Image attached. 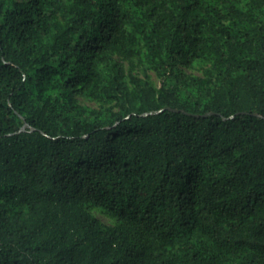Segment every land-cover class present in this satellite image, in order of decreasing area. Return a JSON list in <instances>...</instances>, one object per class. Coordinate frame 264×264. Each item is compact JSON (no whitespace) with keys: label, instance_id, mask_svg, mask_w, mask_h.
Returning <instances> with one entry per match:
<instances>
[{"label":"trees","instance_id":"1","mask_svg":"<svg viewBox=\"0 0 264 264\" xmlns=\"http://www.w3.org/2000/svg\"><path fill=\"white\" fill-rule=\"evenodd\" d=\"M0 264H264V0H0Z\"/></svg>","mask_w":264,"mask_h":264},{"label":"rangeland","instance_id":"2","mask_svg":"<svg viewBox=\"0 0 264 264\" xmlns=\"http://www.w3.org/2000/svg\"><path fill=\"white\" fill-rule=\"evenodd\" d=\"M86 103H88V101H85ZM91 104V103H90ZM94 213L102 220L104 221L106 224L110 225L112 224V221L109 217L105 216L104 214H102L101 212H99L98 210H94Z\"/></svg>","mask_w":264,"mask_h":264}]
</instances>
